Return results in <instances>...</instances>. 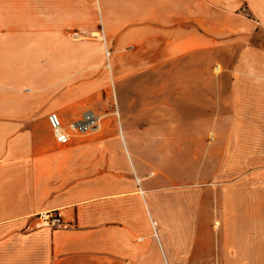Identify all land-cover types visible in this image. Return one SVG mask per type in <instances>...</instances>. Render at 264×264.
Instances as JSON below:
<instances>
[{"label":"crops","instance_id":"crops-1","mask_svg":"<svg viewBox=\"0 0 264 264\" xmlns=\"http://www.w3.org/2000/svg\"><path fill=\"white\" fill-rule=\"evenodd\" d=\"M242 9L264 27V0H0V264H264V28ZM87 109L99 129L60 144L48 115Z\"/></svg>","mask_w":264,"mask_h":264},{"label":"built area","instance_id":"built-area-1","mask_svg":"<svg viewBox=\"0 0 264 264\" xmlns=\"http://www.w3.org/2000/svg\"><path fill=\"white\" fill-rule=\"evenodd\" d=\"M74 37H83L74 32ZM101 115L88 109L82 112L80 118L69 122L67 125L62 124L60 118L55 113L48 115V122L55 133V139L60 144H66L69 141L71 133L88 134L95 133L100 127ZM36 218L41 226L64 227L68 224L64 222L57 214L53 212L39 213Z\"/></svg>","mask_w":264,"mask_h":264},{"label":"rangeland","instance_id":"rangeland-1","mask_svg":"<svg viewBox=\"0 0 264 264\" xmlns=\"http://www.w3.org/2000/svg\"><path fill=\"white\" fill-rule=\"evenodd\" d=\"M242 10H243L245 16H246L247 18H250L251 21H252V23H253L255 26H257V27H261V28H264V27H262L261 24L259 23V20L253 18L248 12H246L245 9H242ZM263 31H264V30H263ZM263 31H260V33H259V34H261V35H259V37H261V38L264 37V33H262ZM234 54H235L234 51H219V56H220V58H226V59H229V58H232V57L234 56ZM87 110H88V109H87ZM83 112H84V111H83ZM93 134H94V133L80 134V135H78V136H79V137H89V136H91V135H93Z\"/></svg>","mask_w":264,"mask_h":264}]
</instances>
